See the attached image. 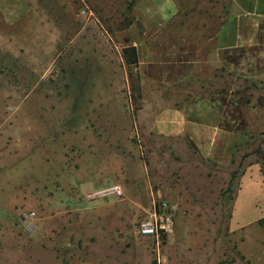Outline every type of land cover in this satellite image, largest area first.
<instances>
[{
	"label": "rangeland",
	"instance_id": "374dc122",
	"mask_svg": "<svg viewBox=\"0 0 264 264\" xmlns=\"http://www.w3.org/2000/svg\"><path fill=\"white\" fill-rule=\"evenodd\" d=\"M237 6L0 0V264H264V16Z\"/></svg>",
	"mask_w": 264,
	"mask_h": 264
},
{
	"label": "crops",
	"instance_id": "0c3cea01",
	"mask_svg": "<svg viewBox=\"0 0 264 264\" xmlns=\"http://www.w3.org/2000/svg\"><path fill=\"white\" fill-rule=\"evenodd\" d=\"M233 3L236 6L238 5L237 7L244 13L245 16H251L252 18L264 16V0H233ZM232 41L235 43L234 34H232L231 42ZM234 46L236 45L234 44L231 47Z\"/></svg>",
	"mask_w": 264,
	"mask_h": 264
},
{
	"label": "trees",
	"instance_id": "16d2710c",
	"mask_svg": "<svg viewBox=\"0 0 264 264\" xmlns=\"http://www.w3.org/2000/svg\"><path fill=\"white\" fill-rule=\"evenodd\" d=\"M123 57L127 63L128 66H138L139 65V55H138V49L136 46H128L123 51ZM238 171L234 172L233 174V180L229 184L226 193H228L230 196V199L232 198L231 193L233 192V185H234V179L237 177Z\"/></svg>",
	"mask_w": 264,
	"mask_h": 264
},
{
	"label": "built area",
	"instance_id": "2783aa9c",
	"mask_svg": "<svg viewBox=\"0 0 264 264\" xmlns=\"http://www.w3.org/2000/svg\"><path fill=\"white\" fill-rule=\"evenodd\" d=\"M167 223H165V218L162 219V224L159 226V224H153V223H148L145 224L142 227V233L146 236H153L159 233L160 228L164 230H169L170 228V219L167 218Z\"/></svg>",
	"mask_w": 264,
	"mask_h": 264
}]
</instances>
